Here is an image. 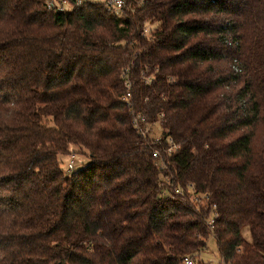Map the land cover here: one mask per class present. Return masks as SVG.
Here are the masks:
<instances>
[{
    "label": "trees",
    "instance_id": "16d2710c",
    "mask_svg": "<svg viewBox=\"0 0 264 264\" xmlns=\"http://www.w3.org/2000/svg\"><path fill=\"white\" fill-rule=\"evenodd\" d=\"M46 2L0 0V264H264V0Z\"/></svg>",
    "mask_w": 264,
    "mask_h": 264
},
{
    "label": "built area",
    "instance_id": "2783aa9c",
    "mask_svg": "<svg viewBox=\"0 0 264 264\" xmlns=\"http://www.w3.org/2000/svg\"><path fill=\"white\" fill-rule=\"evenodd\" d=\"M102 2L104 9L113 14L120 15L125 8L124 0H47L46 8L49 10L58 9V10H67L73 7L81 6L88 2ZM130 93H127L124 96V100L129 105ZM131 124L135 133L141 138H148L151 140H155L161 147L162 151L170 155L178 149V145L173 141V139L169 136H166L164 140H161V134L163 133V129L160 126L159 120L157 121H149L147 116L144 114H135L132 112ZM153 158L158 160V166L163 167L162 162L160 161L161 154L159 150H154L152 153ZM75 153L72 152L68 156V162L66 165V172L71 173L75 170L74 162H75ZM180 189H175L176 194H181ZM190 199L195 204L196 210H200V206H205L208 210L205 222L207 226L212 229L215 225V221L218 218L217 207L214 202H212L211 197L208 193L198 194L190 193ZM183 264H195L194 259L190 256H184L182 259Z\"/></svg>",
    "mask_w": 264,
    "mask_h": 264
},
{
    "label": "rangeland",
    "instance_id": "374dc122",
    "mask_svg": "<svg viewBox=\"0 0 264 264\" xmlns=\"http://www.w3.org/2000/svg\"><path fill=\"white\" fill-rule=\"evenodd\" d=\"M97 1H102V0H97ZM71 149L77 151V148H75V147H72ZM68 156L69 155H65V156L60 157V161H61L60 166L64 172H66V165L68 162ZM75 156H76L75 162H74L75 169H79L82 166L88 164V161H89L88 156L85 155L84 153L77 152V153H75ZM243 233L247 238H249L248 237V231L246 229L243 231ZM206 243L207 244H206V247L204 248V250L201 251V253L199 255H196V257H193L194 261H196L197 264H198V260L201 261L199 263L221 264L222 262L220 260L219 253L217 251L216 242H215L214 238H212V237L208 238Z\"/></svg>",
    "mask_w": 264,
    "mask_h": 264
}]
</instances>
